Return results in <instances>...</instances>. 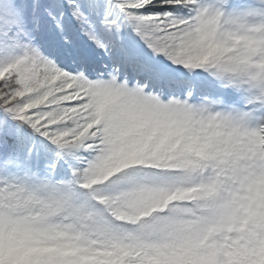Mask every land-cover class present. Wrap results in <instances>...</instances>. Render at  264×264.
<instances>
[{
    "label": "snow or ice",
    "instance_id": "6c2138e0",
    "mask_svg": "<svg viewBox=\"0 0 264 264\" xmlns=\"http://www.w3.org/2000/svg\"><path fill=\"white\" fill-rule=\"evenodd\" d=\"M0 264H264V0H0Z\"/></svg>",
    "mask_w": 264,
    "mask_h": 264
}]
</instances>
